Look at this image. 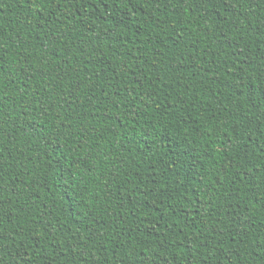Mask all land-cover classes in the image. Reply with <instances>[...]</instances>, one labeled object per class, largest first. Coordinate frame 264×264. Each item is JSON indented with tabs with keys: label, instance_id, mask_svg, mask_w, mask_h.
Wrapping results in <instances>:
<instances>
[{
	"label": "trees",
	"instance_id": "trees-1",
	"mask_svg": "<svg viewBox=\"0 0 264 264\" xmlns=\"http://www.w3.org/2000/svg\"><path fill=\"white\" fill-rule=\"evenodd\" d=\"M0 264H264V0H0Z\"/></svg>",
	"mask_w": 264,
	"mask_h": 264
}]
</instances>
